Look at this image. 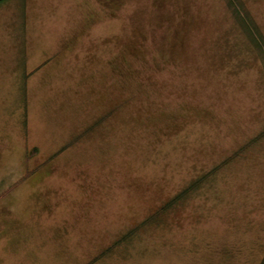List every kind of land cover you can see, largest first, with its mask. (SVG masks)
<instances>
[{
    "label": "rangeland",
    "instance_id": "rangeland-1",
    "mask_svg": "<svg viewBox=\"0 0 264 264\" xmlns=\"http://www.w3.org/2000/svg\"><path fill=\"white\" fill-rule=\"evenodd\" d=\"M27 173L0 264H260L263 65L227 2L0 6V188Z\"/></svg>",
    "mask_w": 264,
    "mask_h": 264
},
{
    "label": "trees",
    "instance_id": "trees-1",
    "mask_svg": "<svg viewBox=\"0 0 264 264\" xmlns=\"http://www.w3.org/2000/svg\"><path fill=\"white\" fill-rule=\"evenodd\" d=\"M9 0H0V6H3L8 3ZM227 2L228 9L232 12L234 20L237 22L238 26L246 34L249 39V43H251L252 48L259 54L262 65H263V73H264V32L261 31L260 27L257 25L255 20L252 19V16L249 12V9L246 6L245 0H225ZM36 153V150L32 151V154ZM30 157V156H28ZM31 173H27L25 177L21 180L17 181L15 185L6 189L5 191L0 188V201L6 199V197L12 194L19 185L26 182L29 177H31ZM190 187L186 188L184 192L175 196L170 202L162 207L154 216H151L148 220L145 221L144 225L148 222L152 221L162 213V211L166 209H170L173 205L177 204L179 200H183V198L190 192ZM126 236L125 238H127ZM260 264H264V258L262 259Z\"/></svg>",
    "mask_w": 264,
    "mask_h": 264
},
{
    "label": "crops",
    "instance_id": "crops-1",
    "mask_svg": "<svg viewBox=\"0 0 264 264\" xmlns=\"http://www.w3.org/2000/svg\"><path fill=\"white\" fill-rule=\"evenodd\" d=\"M18 209V208H17ZM17 209H14V210H17ZM6 211V210H5Z\"/></svg>",
    "mask_w": 264,
    "mask_h": 264
}]
</instances>
